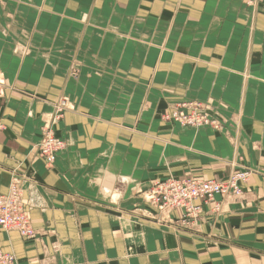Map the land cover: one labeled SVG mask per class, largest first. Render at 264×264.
I'll return each mask as SVG.
<instances>
[{"label":"crops","instance_id":"obj_1","mask_svg":"<svg viewBox=\"0 0 264 264\" xmlns=\"http://www.w3.org/2000/svg\"><path fill=\"white\" fill-rule=\"evenodd\" d=\"M0 79V194L21 182L36 231L0 229L14 264H264V0H0ZM191 100L219 130L160 118ZM244 169L193 221L144 199Z\"/></svg>","mask_w":264,"mask_h":264},{"label":"built area","instance_id":"obj_2","mask_svg":"<svg viewBox=\"0 0 264 264\" xmlns=\"http://www.w3.org/2000/svg\"><path fill=\"white\" fill-rule=\"evenodd\" d=\"M251 5L252 0H241ZM5 92L4 82L0 79V100ZM66 101L61 100L55 107L50 124L42 130V137L36 146L39 158L50 167L55 155L65 149V143L56 137L51 125L55 124L63 115ZM204 106L199 102L177 103L167 114L162 115L163 121H171L182 127L195 129L209 127L214 131L220 129V123L211 115L199 111ZM252 171L248 169L232 173L225 179H177L167 178L151 183L144 193V199L159 212H169L180 209L184 212L183 220H195L201 213V205L214 204L216 197L239 199L242 196L241 185L247 182ZM22 184L13 180L8 192L0 194V229L6 232H16L22 238L32 240L36 237L31 220L28 216L30 209L23 201ZM200 203V204H197ZM219 211L218 205L214 206ZM15 257L12 254L0 252V264H14Z\"/></svg>","mask_w":264,"mask_h":264},{"label":"rangeland","instance_id":"obj_3","mask_svg":"<svg viewBox=\"0 0 264 264\" xmlns=\"http://www.w3.org/2000/svg\"><path fill=\"white\" fill-rule=\"evenodd\" d=\"M259 1H261V0H252V4L251 5H248V4H246V3H244L246 6H249V7H255L256 5H257V3L259 2ZM189 102H198V101H194V100H191V101H186L185 103H189ZM182 103V102H181ZM200 103V102H199ZM204 106V105H203ZM200 110H202V112L206 115V107H204L203 109H199V111ZM168 112L167 111H165V112H162L161 114H160V118L162 117V115H165V114H167ZM166 122H170V121H166ZM231 175V174H230ZM250 177V176H249ZM178 179V178H177ZM249 179V178H248ZM248 181V180H247ZM154 183V182H153ZM246 183V182H245ZM245 183H243V184H245ZM9 187H10V185H9ZM243 191V190H242ZM243 197V192H242V196H241V198ZM36 238V237H35ZM0 252H2V251H0ZM14 256V255H13ZM16 260V259H15Z\"/></svg>","mask_w":264,"mask_h":264},{"label":"bare ground","instance_id":"obj_4","mask_svg":"<svg viewBox=\"0 0 264 264\" xmlns=\"http://www.w3.org/2000/svg\"><path fill=\"white\" fill-rule=\"evenodd\" d=\"M173 178V177H172ZM108 190V189H107Z\"/></svg>","mask_w":264,"mask_h":264}]
</instances>
